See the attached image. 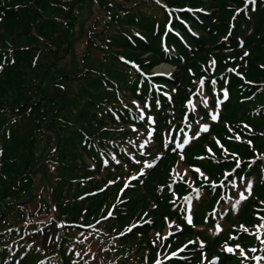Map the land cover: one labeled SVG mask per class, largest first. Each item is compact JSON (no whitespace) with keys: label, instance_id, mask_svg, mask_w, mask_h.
Wrapping results in <instances>:
<instances>
[{"label":"trees","instance_id":"trees-1","mask_svg":"<svg viewBox=\"0 0 264 264\" xmlns=\"http://www.w3.org/2000/svg\"><path fill=\"white\" fill-rule=\"evenodd\" d=\"M246 3L0 0V264H92L77 255L87 237L103 264H151L158 248L175 251L159 264H209L182 245L218 244L213 212L237 227L226 242L243 247L241 264H264V0L237 15ZM204 5L217 10L194 17ZM210 57L221 71L211 97L228 92L217 124L185 108ZM162 63L170 78L152 76ZM175 134L212 183L168 184ZM166 217L183 230L165 240Z\"/></svg>","mask_w":264,"mask_h":264},{"label":"rangeland","instance_id":"rangeland-1","mask_svg":"<svg viewBox=\"0 0 264 264\" xmlns=\"http://www.w3.org/2000/svg\"><path fill=\"white\" fill-rule=\"evenodd\" d=\"M204 6L205 7H203V8H208V9H201L199 7H188V8L191 10H194V8L195 9L199 8L198 10H202V11H193L192 13H193L194 17H197L198 15L207 13L206 10H208L209 12H213V13L217 10V8H214V7L210 8L209 6H206V5H204ZM186 26L188 27L189 25L186 24ZM170 28H171L170 25L168 26V28L166 26L167 31H169ZM193 33L195 34L196 31H193ZM218 41H222V43L224 45H227V39L224 36L219 38ZM77 50L79 53L80 52L79 49H77ZM146 57H147V55H143L141 58H146ZM213 61H215V60L212 57H210L204 63L199 62L200 63L199 66L201 68V76L196 79L195 82H197V83L191 89V92L187 95V99L185 101L186 110L188 112H192L193 116H198L199 112L203 110V111L207 112L208 115L211 117V115H213L215 113V107L216 106L218 107L217 101L220 100V97H223V92L219 93L218 95H216V93H214L213 94L214 97L213 96L211 97L210 93L212 92V89L207 87L208 83L212 82L214 77L216 75L220 74V72H221V71H218L217 62L215 61V63L213 64L212 63ZM230 66H231V64L229 65L228 63H225L224 69L222 71H224L225 69L230 70L231 69ZM175 72H176L175 67H173L167 63H162L160 65H157L151 70L152 76H154L156 78H170L171 75ZM237 72L239 74H241L239 72V69L237 70ZM157 73H163V75H156ZM188 73L190 74L191 71L189 70ZM201 80L204 81V85L202 88V96L199 94H196L198 92V89L201 88V85H200ZM193 81H194V79H193ZM194 94H196V95H194ZM168 95H170V94H168ZM203 97H206L208 100L207 106L200 103V101ZM211 98H213V100H211ZM189 100H191L196 105L195 111H193L191 109V107L189 106V104H188ZM219 106H220V104H219ZM215 114L218 115V118L220 117V115L218 113H215ZM213 123L217 124V120L213 121ZM180 126L181 125H179V130L185 129L184 126H182V127H180ZM224 126L226 127L225 123H224ZM181 134H182V132L179 131V135H181ZM166 136L168 138V133ZM177 137H178V135L175 134L169 141H166L167 145H168V143L173 144V148H171V150H172L171 153L176 155L175 159H173L171 162H168V170H167L168 181H169L168 184L170 183V184L175 185L177 182H180V183L186 182V183H190L191 189L194 190L197 187V185L195 184V178L196 177L199 179H204V181L206 183H212V181L209 180V177L207 176L205 171H203L201 168L194 167L190 164V162L187 159L186 150H185V146L187 144H185V146H183V148L178 147L179 144L176 142ZM237 137H238V135H236L235 137H232V138L237 139ZM209 138H211L216 143V145H218L220 147V139L215 134V132L214 133L212 132L210 134ZM191 140L192 139H188L189 145L191 144L190 143ZM199 142H201V141H199ZM162 146H163V150L170 149L169 146L165 147L164 142L162 143ZM201 146L208 153V155L210 157H212L211 156L212 150L210 148V145L207 142H205V143L203 142V143H201ZM181 157H183V159H181ZM197 169L199 171H197ZM187 210H188V208H187ZM153 216L154 215H152V217ZM190 216H192V215H190ZM211 217H212V219H214L215 226L217 227L219 224L217 225L218 220L216 217V213L213 212ZM138 222L139 221H134V223L132 224V227L136 226V223H138ZM187 222H188V219H187ZM160 224H161V231L159 232V235L162 239H165V240L169 239L171 236L177 235V232L183 230L181 225L179 224V221H177L171 217L164 218V221H161ZM191 224H189V226ZM236 229H237V227H232L231 224H229L227 222L221 224L219 229L217 230V234L220 236V240H219L218 244L212 245L213 247H212L210 252L206 251L208 245L205 242V239H203L200 236L199 237L195 236L193 238H190L189 241H186L182 246H184V248L189 247V249L191 248V250H196V251L201 252L202 256L206 257L209 264H217V262L219 261V258L221 257L222 254H227L230 258H233V260L231 262H229L228 264H241L239 258H245L243 247L240 246L238 243L237 244H230V243L226 242V240L228 238H231L233 236V232H231V231L232 230L235 231ZM152 235H154L153 230L150 232L149 237H151ZM190 242H194V243H190ZM228 247L233 248V253H228L225 250ZM241 249L243 250V255H241ZM158 252H160V253L156 257L153 258V260L151 261V264H156L157 262L162 261L164 258L167 257L166 255H171L175 251L168 253V252H165L164 250L158 248V250L155 252V254H157ZM77 253H79V255L80 254L86 255V257L92 258V264H103V262H104L102 259L100 251L96 247L94 240L90 237H87L86 239H84L83 247L81 249H79ZM177 253H179V252H177Z\"/></svg>","mask_w":264,"mask_h":264},{"label":"snow or ice","instance_id":"snow-or-ice-1","mask_svg":"<svg viewBox=\"0 0 264 264\" xmlns=\"http://www.w3.org/2000/svg\"><path fill=\"white\" fill-rule=\"evenodd\" d=\"M157 2H159V0H157ZM256 3H257V0H247V3L245 4L244 9L239 10V11L237 12V15H239V12H240V11L247 12V9H248L249 4H251V5L253 6L252 10H255V5H256ZM181 11H183V10H181ZM187 11H193V10L188 9ZM195 11H202V10H195ZM233 19H235V17H233ZM169 30H171V29H169ZM137 35H138V34H137ZM245 55H247V53H246ZM212 63L214 64L215 61H213ZM230 71H231V70H230ZM156 75H163V73H157ZM213 83H215V81H213ZM200 85H201V88L198 89V92H197L196 94H199V95L202 96V88H203V85H204V81H203V80H201ZM196 94H194V95H196ZM223 98H224V100H227V99H228V92H227V90H224V92H223ZM222 102H223V101L218 100V101H217V105L219 106V104L222 103ZM200 103H202V104H204L205 106H207V105H208V100H207V98H206V97H203V98L201 99ZM188 104H189V106L191 107V109H192L193 111H195L196 105H195L191 100H189ZM145 107H148V105H145ZM140 118H141V119L144 118V115H143V111H142V110H141V117H140ZM149 119H151V118H149ZM211 119H212L213 121H216V120L218 119V115H217V114H213V115H211ZM201 130L204 131V132H207V131H208V126H206V125L202 126ZM237 139H239V137H237ZM187 143H188V140L185 139L184 142H183V144L178 145V147L183 148L184 144H187ZM249 143H250V142H249ZM181 159H183V157H181ZM151 166H152V165H149V167H151ZM240 166H241V162H240L239 160H237L236 167L239 168ZM197 171H199V170L197 169ZM234 171H235V170H234ZM141 175H143V173H141ZM133 179H137V177H133ZM125 186L128 187L127 184H126ZM246 190H247L249 193L251 192V184H249V185L247 186V189H246ZM244 199H247V197H246L243 193H241V194H240V200H244ZM239 203H240V201H237V205H238ZM234 207H235V205H234ZM188 211H190V209H188ZM108 215L111 216V215H112V212L110 211ZM105 219H107V217H105ZM187 219H188V223L191 224V223H192V218H191L190 215L188 216ZM262 219H264V218H262ZM177 227H178V226H177ZM217 228L219 229V226H217ZM261 229H264V225H261V226L257 229V231L259 232ZM129 231H131V229H129ZM245 231H247V229H245ZM259 238H260V237L258 236V239H259ZM260 242H261V244H264V239H261ZM190 243H194V242H190ZM201 246H202V245H201ZM225 250H226L228 253H233V248H231V247H228V248H226ZM252 251H256V250L253 249ZM77 255H79V253H77ZM241 255H243V250H242V249H241ZM255 259H257L258 261H264V257H256Z\"/></svg>","mask_w":264,"mask_h":264}]
</instances>
